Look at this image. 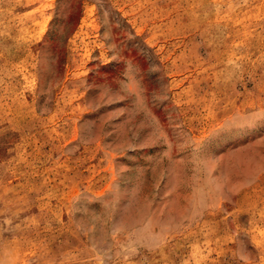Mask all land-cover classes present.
Here are the masks:
<instances>
[{
    "label": "rangeland",
    "instance_id": "1",
    "mask_svg": "<svg viewBox=\"0 0 264 264\" xmlns=\"http://www.w3.org/2000/svg\"><path fill=\"white\" fill-rule=\"evenodd\" d=\"M0 264H264V0H0Z\"/></svg>",
    "mask_w": 264,
    "mask_h": 264
}]
</instances>
